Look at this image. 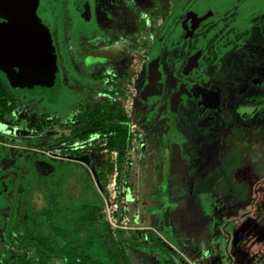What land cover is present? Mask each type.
Masks as SVG:
<instances>
[{
  "label": "rangeland",
  "instance_id": "1",
  "mask_svg": "<svg viewBox=\"0 0 264 264\" xmlns=\"http://www.w3.org/2000/svg\"><path fill=\"white\" fill-rule=\"evenodd\" d=\"M37 1L55 56L39 108L51 110L53 102L64 117L70 106L103 103L130 120L120 184L115 163L104 186L80 180V201L54 223L102 264H113L111 247L119 264H126L123 255L128 264H264V0H176L183 2L176 12L173 0H91L87 18L73 0ZM198 45L202 53L187 66ZM245 61L256 64V74L246 72L256 79L229 87L232 68ZM171 96L178 99L173 116ZM243 108L253 109L250 129L231 131L240 127L227 116ZM39 123L44 130L52 124ZM62 170L55 163L54 174ZM83 206L95 211L89 223L76 224ZM37 226L38 236L49 235L40 215ZM13 248L0 264H13L18 253L23 264H64Z\"/></svg>",
  "mask_w": 264,
  "mask_h": 264
},
{
  "label": "flooded vegetation",
  "instance_id": "2",
  "mask_svg": "<svg viewBox=\"0 0 264 264\" xmlns=\"http://www.w3.org/2000/svg\"><path fill=\"white\" fill-rule=\"evenodd\" d=\"M90 1L86 0L85 4L84 0H73L74 9L82 18H87L90 13ZM37 2L0 0V261L5 260V250L7 251L8 247L11 248L9 251L16 247L15 252L22 248L27 251L31 248L35 255L39 244L50 247L48 253L43 254L45 258L35 255L41 263L51 257L62 258L60 254L51 252L53 243L61 242V239L55 237L54 231L57 228L67 234L70 232L57 226L54 219L60 211L68 209L70 204L80 201V180L99 184L83 145L79 144L78 154L75 155L62 154L56 150L61 136L69 138L70 141L73 131L86 128V107L82 104L70 106L64 117L58 115L53 102L50 103L51 110L39 108L38 98L45 92L48 98L51 90L49 84L55 75V56L50 22L42 11L37 10ZM17 3L25 5L24 12L22 9L13 10L11 6ZM7 6H10V9ZM202 51V47L198 45L193 54L196 55V60ZM189 59L186 64L192 67L188 63ZM251 63L240 62L232 68L234 70L233 74H230L232 81L229 87L240 86L242 81L246 84L247 80L256 79L249 78L246 74L257 72L256 64ZM18 65H22L25 71L21 72ZM153 76L155 77L154 72L151 74L152 78ZM172 97L175 100H172ZM170 98V102H175V105L170 107L172 116L174 113L177 115L178 99L175 96ZM77 111H80V114ZM252 111V108L248 111L243 108L227 116L230 123L235 119L236 125L240 127L232 126L230 130L242 131L241 127L250 129V124L254 121ZM41 118L52 122L49 129L44 130L40 125ZM171 131L170 128L162 149V154L167 151V165L168 136ZM260 131L264 141V129ZM56 132L61 133L59 139L54 136ZM40 134L45 135L46 141H40ZM184 143L187 144L186 141ZM104 152L109 154L111 163L116 165V153L107 149ZM73 157L88 160L91 167L72 159ZM59 161L63 163V170L55 175V163ZM128 162L129 157H126V164ZM167 173L168 167L163 173L161 169L162 182L166 181ZM54 188L55 192L49 194ZM90 208L88 214L95 211V208ZM39 215L43 219L44 228L49 232L48 236H38ZM12 261L13 264H23L22 254L13 256Z\"/></svg>",
  "mask_w": 264,
  "mask_h": 264
},
{
  "label": "trees",
  "instance_id": "3",
  "mask_svg": "<svg viewBox=\"0 0 264 264\" xmlns=\"http://www.w3.org/2000/svg\"><path fill=\"white\" fill-rule=\"evenodd\" d=\"M173 1L175 2L174 12H176L183 2ZM77 113L80 114V111H77ZM85 117L88 121L86 128L73 131L70 141L69 138L61 136L60 143L58 144L59 147H57L56 150L62 154L68 153L75 155L78 154L79 144L83 145L85 152L88 153L98 182L102 186L110 179L113 169L109 154L104 151L106 149L114 151L117 159L116 182L120 184L122 172L126 168V156L129 148V117L122 109L103 103H94L86 108ZM101 143H104V145H101ZM90 209L89 206H84V213L79 217L76 223H89L88 211ZM54 233L56 238L61 239V242L55 241L51 252L60 254L64 260V264H102V262L93 259L82 247L78 245L75 246L74 242L71 240V233H64L57 228H55ZM68 239L70 242H68ZM151 243L162 247V244L155 238H151ZM143 245H147V243L143 242ZM49 250L50 247L39 244L37 246V251H35V255L45 258L46 256L43 257V254H47ZM115 250L116 248L113 247L106 248V257L113 264H119L117 257L114 256ZM123 260L126 264L129 263L125 255H123Z\"/></svg>",
  "mask_w": 264,
  "mask_h": 264
},
{
  "label": "water",
  "instance_id": "4",
  "mask_svg": "<svg viewBox=\"0 0 264 264\" xmlns=\"http://www.w3.org/2000/svg\"><path fill=\"white\" fill-rule=\"evenodd\" d=\"M13 8L14 11H18L20 9L23 10V12L25 11L24 9L26 8L25 5L22 6V5H19L18 3L17 4H14L11 6ZM8 9H10V6H7ZM26 16H27V13L25 12ZM195 58H196V55L195 56H191V58L189 59L188 63L193 66L194 65V61H195ZM162 245H165V243H163L162 241H159Z\"/></svg>",
  "mask_w": 264,
  "mask_h": 264
},
{
  "label": "snow or ice",
  "instance_id": "5",
  "mask_svg": "<svg viewBox=\"0 0 264 264\" xmlns=\"http://www.w3.org/2000/svg\"><path fill=\"white\" fill-rule=\"evenodd\" d=\"M18 68L21 72L25 71L24 67L22 65H18Z\"/></svg>",
  "mask_w": 264,
  "mask_h": 264
}]
</instances>
